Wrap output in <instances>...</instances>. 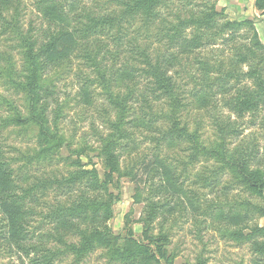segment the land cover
Wrapping results in <instances>:
<instances>
[{
    "label": "rangeland",
    "instance_id": "1",
    "mask_svg": "<svg viewBox=\"0 0 264 264\" xmlns=\"http://www.w3.org/2000/svg\"><path fill=\"white\" fill-rule=\"evenodd\" d=\"M37 2L20 0L18 23L0 28V102L4 96L27 112L24 93L1 76V68L11 61L15 76L22 75V83L26 82L21 37H29L35 52L41 54L52 32L57 33L62 23H71L77 41L73 51L55 61L42 54L39 59L45 89L53 91L46 96L42 91L40 104L46 105L50 124H58L72 149L88 152L81 157L79 169L65 161L70 156L68 149L38 156L41 147L34 131L1 126L11 111L0 103V264H152L143 258L124 262L111 251L116 239L129 237V233L148 245L146 219L155 210L148 236H169L171 264H264V201L214 162L190 163L186 153L163 139L169 125L163 115L171 101L163 95L164 88L170 86L173 93L194 102L198 93L194 84L202 87L200 61L216 68L223 61L225 68H230L232 58H236L235 47L252 44L253 33L247 28L235 35L232 29L213 38L205 34L203 45L190 47L193 53L186 59L187 55H181L182 44L184 39L193 38V31L176 35L178 16L189 18L216 3L226 10L225 16L216 20L218 27L227 19L252 20L264 46V14L255 7V0H194L186 10L179 0H166L148 13L131 10L128 3L135 0H58L59 9L53 14L60 13L63 21L40 12ZM175 55L182 59L173 69L167 59ZM249 65L242 67L247 70ZM98 66L120 70L123 76L112 89L124 97L131 94L129 103L136 111L125 140L116 147L120 172L108 189L103 185L107 167L100 147L110 133L107 117L112 112L106 91L98 82ZM162 75L169 79L167 86L157 78ZM89 84L94 86L87 95L83 89ZM245 84L251 86L253 81L241 82ZM220 85L211 87L215 102L210 108L192 107L183 115L192 130L196 119H203L204 137L209 141L218 140L223 128L232 151L250 150L255 156L250 168L264 170V111L239 116L230 102L240 86L236 84L230 94L221 95ZM92 170L99 173V183H93L90 175L82 176V171ZM111 195V214L103 207H94ZM13 203L21 204L24 216L16 211L11 214ZM14 225L22 231V246ZM95 230L103 232L104 244H95L82 255L69 252L72 244L82 246L83 231Z\"/></svg>",
    "mask_w": 264,
    "mask_h": 264
},
{
    "label": "trees",
    "instance_id": "2",
    "mask_svg": "<svg viewBox=\"0 0 264 264\" xmlns=\"http://www.w3.org/2000/svg\"><path fill=\"white\" fill-rule=\"evenodd\" d=\"M57 1L58 0H38L37 8L42 13L47 12L53 14L54 11L59 9ZM163 1L166 0H135L133 3H128V6L133 11L148 13L162 6L164 4ZM192 1L194 0H179L183 10H186V8L192 4ZM19 3L20 0H0V28L5 27L9 23H18V12L20 13V11L17 6ZM209 6V9L200 11L198 14L192 13V15L186 19H182L178 16L180 22L174 27V30L177 32L176 35H181L185 30H190V32L193 31L192 39H184V44H182L183 52L181 51V55H187L186 59H188V56L193 53L189 50L190 47L198 48L202 46L203 43L201 40L203 41L205 34L213 38V36L223 35L229 29H232L234 35L240 29H249L253 33L252 44L247 46L245 43H241L235 47L237 51L236 58H232L230 68H225L223 61H220L221 63L218 68L210 65L208 62L200 61L199 69L202 70V76L199 79L200 73H198V77H196L195 80L197 81V79H199V84H201L202 87H197V85L194 84L193 89H196L198 92L195 95L194 102L185 101V98L182 99L180 95L173 93L170 86L164 88L165 91H163V95L169 96L171 101L168 106V112L163 115L164 119L169 124L167 128L168 131H166L163 139L167 142V145L186 153L185 159H188L190 163H197L200 161L207 163L211 161L214 162L220 169L234 175L238 182L246 187L247 190L264 201V170L260 168L252 170L250 168V162L255 157L253 153L250 150H243L240 153H235L234 150L232 151L230 148L231 144H228L229 140L223 128L218 132V134H220L217 136L218 140H207L203 132L204 120L196 119L195 128L192 130L186 115H183L184 112L188 113L191 111L192 107L200 110H203L205 107L210 108L215 102V94L210 91L211 87L215 84H221V95H228L232 91L233 86L235 88H237V85L240 86L237 88L238 90L235 91L234 99L230 102V105L239 116L248 113L259 114L264 111V46L259 40L254 22L252 20L230 21L227 19L226 21L224 20L226 24L218 27V24H215L218 23L216 20L225 16L226 10L225 8H218L216 3L210 4ZM255 7L264 14V0H255ZM53 16L62 21L64 20L60 13L53 14ZM62 24H64L62 27L57 28L59 29L57 33L52 32L48 43L45 45L44 51H41L42 56L47 60L55 61L56 58L59 59L67 52L73 51L74 47L77 45L76 36L72 30L73 27L71 23ZM210 31L213 32L208 34ZM102 34H104V32ZM114 41L117 42L116 40ZM21 47L23 49L22 62L25 64L27 72L25 75L26 82L22 83V75L21 77L15 76L17 71L15 70L14 63L11 61H8L7 65L1 68V76L3 75L7 83L9 79L13 86L19 87L18 89L24 93L27 112L23 113L13 100L2 96L0 103L3 106H8L11 114L5 117L1 126L6 129L14 125L19 128L26 127L25 130L34 131L35 138L41 147L38 156L57 155L63 149H68L70 156L65 161H71L72 165L79 169L82 166L81 157L87 154L88 149H72L71 144L67 141L65 134L61 132L58 124H50L46 114L47 107L45 104H40L42 94L43 96L53 95L52 90L45 89L47 82L43 80V65L39 61L41 54L35 52L33 41L27 36L21 37ZM244 49L245 51H243ZM142 54L145 55V53ZM181 55L169 57L167 63L174 69L181 61ZM113 57H117V55L114 54ZM245 63L250 64L247 70L242 67ZM181 66H183V64H181ZM95 70L99 84L103 86V89L106 91V98L109 103L108 106L111 109L110 112L116 115L114 118L112 114L107 117L110 133L100 147L107 167L105 182L103 184L104 187L107 188L113 184L116 174L120 172V160L119 155L116 153V147L125 140L126 128L136 120L132 119L136 111L133 105L129 103L131 94L124 97L119 90L112 89L114 82L117 83L115 85H118L121 79L120 76H123L119 74L120 70L115 71L111 67L108 69L101 66L96 67ZM13 71L15 72L13 73ZM214 72L220 74L215 76L213 74ZM214 76L216 79H214ZM157 78L161 81L163 86H167L165 84L169 82V79L167 80L163 75ZM246 79L253 81V85L250 86L245 84L242 86L241 82L243 84ZM209 81L212 83L207 85L206 82L208 83ZM230 82L232 84H230ZM93 86L94 84H89L83 89V92L87 95L90 94V88ZM185 144L187 147L183 148L182 146ZM167 170L168 167L163 169L165 177L167 175ZM169 171L172 172L170 167ZM82 172L85 173L82 175L83 177L87 178V176L90 175L93 183H99V173L96 170ZM120 175H122V173ZM167 180V183H170V180ZM3 202L8 203L6 200H3ZM113 204V195H111L108 201L98 202L94 204V207H103L105 208L106 214H111ZM152 206L156 205L152 204ZM21 209V204L13 203L11 214H14L13 211H16L18 216H24V213H20ZM155 216L156 210L146 219L147 226H145V237L149 241L148 245L140 243L134 239L133 234L130 235L129 233V237L123 238L120 236L118 240L114 238L116 241L113 251H111L112 255L118 256V259L124 262L137 261L143 258V262L146 263L163 264L164 261L166 264H171V257L167 250V246L170 244L169 236L160 234L155 239H151L148 236L150 225ZM13 229L15 236L19 237V239H17L19 246H22L21 240H24L22 231L19 232L17 225H14ZM83 233L82 246L79 247L72 244L69 247V252L82 255L90 250L91 247L95 246V244H104L103 239L100 237L103 235V232L95 230L93 233H86L87 235L84 231ZM108 236L109 235L106 234V238H108ZM152 246L154 247L152 248Z\"/></svg>",
    "mask_w": 264,
    "mask_h": 264
}]
</instances>
